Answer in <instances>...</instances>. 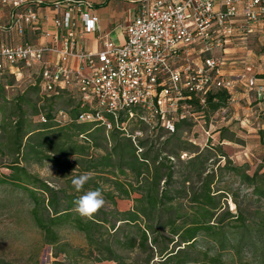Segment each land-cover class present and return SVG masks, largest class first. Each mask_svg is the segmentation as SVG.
<instances>
[{
    "label": "trees",
    "instance_id": "obj_1",
    "mask_svg": "<svg viewBox=\"0 0 264 264\" xmlns=\"http://www.w3.org/2000/svg\"><path fill=\"white\" fill-rule=\"evenodd\" d=\"M39 83L36 80L11 98L0 84V171H9L0 172V186L29 198L31 221L43 243L55 250L52 264H65L69 258L64 249L69 245L61 243L58 233L63 224L83 234L86 241V249H72V264H226L217 254L196 250L200 235L223 248L226 235L220 227L226 223L241 234L264 232V172L255 170L251 176L238 172L260 205L251 214L233 215L223 207L222 190H214L218 175L209 168L210 152L184 146L176 137L186 122L177 124L173 133L158 127L171 139L158 149L155 137L147 148V141L135 142L133 133L122 128L125 117L110 132L97 123L77 122L75 110L67 113L68 123H58V109L53 107L61 96L43 95ZM229 100L228 92H213L206 98V109L214 112ZM38 116L39 122L34 123ZM138 116L136 112L131 120H139ZM258 136L264 146V130ZM191 149L197 151H190L193 155L182 161L187 157L182 152ZM45 162L66 177L91 173L89 188L104 193L112 209L103 206L92 218L81 217L74 204L79 197L51 187L28 169ZM177 164L180 168L175 171ZM119 200L132 202L129 210L119 211ZM61 255L65 257L58 260ZM0 264L11 263L0 258Z\"/></svg>",
    "mask_w": 264,
    "mask_h": 264
},
{
    "label": "built area",
    "instance_id": "obj_2",
    "mask_svg": "<svg viewBox=\"0 0 264 264\" xmlns=\"http://www.w3.org/2000/svg\"><path fill=\"white\" fill-rule=\"evenodd\" d=\"M137 2L124 42L104 40L99 51L90 53L79 48L77 37L96 30L98 17L82 13L79 28L74 16L90 6L86 0L52 1V31L38 28L46 0H0V75L36 70L34 82L39 80L43 95L67 96L76 103L77 122L97 123L110 132L121 117L129 121L139 112L149 129L173 133L180 122L203 115L209 94L231 96L234 82L222 74L228 39L259 34L264 48V0ZM31 29H38L36 41L27 37ZM243 74L247 93L264 98V84L253 68L245 67ZM68 115L58 110L56 121L66 124ZM141 135L135 131L132 139Z\"/></svg>",
    "mask_w": 264,
    "mask_h": 264
},
{
    "label": "rangeland",
    "instance_id": "obj_3",
    "mask_svg": "<svg viewBox=\"0 0 264 264\" xmlns=\"http://www.w3.org/2000/svg\"><path fill=\"white\" fill-rule=\"evenodd\" d=\"M37 74L36 70H32L31 74L28 71H22L21 75L17 76L2 74L0 84L5 85L7 96L11 98L22 93L27 86L32 84ZM258 102L252 98H243L241 94H238L234 102L228 101L226 107L214 112L206 109L201 117L193 122L181 124L176 132V137L184 143V146L193 145L199 152H210L213 159L208 162L209 168L216 170L218 175L214 190H222L221 193L224 195L221 201L225 203L223 207L233 215L241 212L251 214L260 205L256 197L252 195V188L242 181L238 173L244 172L251 176L255 170L260 174L264 172V146L261 145L258 136L259 130H264V99L261 100L262 103L259 106ZM74 106L77 108L72 99L61 96L54 101L53 108L69 113L74 110L72 108ZM39 119V116L34 117L33 122L38 123ZM124 127L127 133L141 131L142 135L139 140L147 141V148L151 146L148 142L155 137L158 149H164L163 143L171 139L166 132L158 128L149 129L141 125L139 120L126 121ZM194 150L197 151L191 149L182 152L186 153L187 157L180 159L187 161L193 155L190 151ZM222 155H225V158ZM179 168L177 164L175 171ZM28 169L51 187L62 189L68 195L74 194L80 197L91 190L89 187H92L86 183L83 189L77 191L72 185V179L78 176L77 174L66 177L65 172L56 171L47 162L41 166L31 165ZM0 172L9 174V171L5 169H1ZM102 186L103 191H106L107 186ZM102 196L105 200V209H112L104 193ZM131 205L132 202L127 200L117 201L119 211L129 210ZM30 208L31 203L24 192L13 190L5 185L0 186V258L11 264H52L55 260L53 257L55 250L43 243L42 235L31 221ZM220 229L226 235V244L223 248L202 234L197 239L196 250L206 251L210 255L217 254L226 264H264V232L241 234L228 223L222 225ZM58 233L61 243L69 245L64 248L69 257L64 262L72 264L75 262L72 258V249H86L84 235L72 229L69 224L61 225ZM64 255H61L58 260H62Z\"/></svg>",
    "mask_w": 264,
    "mask_h": 264
},
{
    "label": "crops",
    "instance_id": "obj_4",
    "mask_svg": "<svg viewBox=\"0 0 264 264\" xmlns=\"http://www.w3.org/2000/svg\"><path fill=\"white\" fill-rule=\"evenodd\" d=\"M45 6L39 9L41 23L39 29L53 30L51 20L54 17L52 10V1L46 0ZM83 1V0H81ZM90 3L87 8H80L79 13H74L77 26H83L81 19L82 13L90 16L98 17L96 30L84 31L77 37L78 46L83 51L97 52L102 47L104 40H110L115 44L124 42V31L130 20L134 16L138 2L137 0H86ZM218 1V0H216ZM81 11V12H80ZM44 17H48V21H44ZM236 21L235 23H238ZM234 23V24H235ZM38 29H31L27 32V37L31 41H36L38 37ZM220 56V55H219ZM222 74L234 82V88L231 92L230 101L234 102L238 94L243 98L255 99L258 106L262 103V97H257L255 93L249 94L246 91L245 83L241 78L244 75L245 67H252L258 75L259 83L264 84V48L260 42L259 34L248 36L246 40L239 38L228 39V44L223 50ZM220 58V57H219ZM69 66L75 68V59H70Z\"/></svg>",
    "mask_w": 264,
    "mask_h": 264
},
{
    "label": "clouds",
    "instance_id": "obj_5",
    "mask_svg": "<svg viewBox=\"0 0 264 264\" xmlns=\"http://www.w3.org/2000/svg\"><path fill=\"white\" fill-rule=\"evenodd\" d=\"M91 179V173L81 174L72 179V185L77 191ZM75 211L84 218H92L104 205L102 193L99 189L87 191L74 201Z\"/></svg>",
    "mask_w": 264,
    "mask_h": 264
}]
</instances>
